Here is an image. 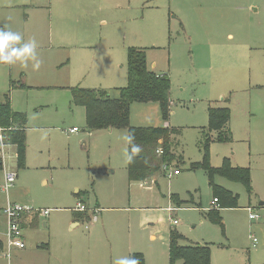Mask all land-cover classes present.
I'll return each mask as SVG.
<instances>
[{
    "label": "rangeland",
    "instance_id": "obj_1",
    "mask_svg": "<svg viewBox=\"0 0 264 264\" xmlns=\"http://www.w3.org/2000/svg\"><path fill=\"white\" fill-rule=\"evenodd\" d=\"M26 2L38 10L12 8L9 22L25 42V28L41 26L40 67L0 64V102L9 96L28 127L25 167L18 168L14 145L3 155L0 239L9 203L42 213L23 228L26 252L2 250L0 264H115L134 253L146 264H183L171 260L172 232L208 247L211 264H264V0ZM130 48L144 49L150 67L170 79L168 117L159 103L134 102L130 124L177 130L175 156L158 158L160 169L144 181L129 179L128 130H89L70 89L119 98L129 84ZM213 107L230 109L229 139L209 130ZM227 161L250 169L249 185L211 178L206 165ZM10 173L16 181L5 187ZM211 181L237 195L238 207L213 206ZM79 204L91 220L73 227Z\"/></svg>",
    "mask_w": 264,
    "mask_h": 264
},
{
    "label": "trees",
    "instance_id": "obj_2",
    "mask_svg": "<svg viewBox=\"0 0 264 264\" xmlns=\"http://www.w3.org/2000/svg\"><path fill=\"white\" fill-rule=\"evenodd\" d=\"M129 84L121 88V95L114 99L108 90L72 87V102L77 106H83L87 115V126L91 131L108 128H126L135 136L133 144L139 145L141 151L135 155L133 161L128 164V175L131 181H144L150 178L160 167L161 162H169L175 156L173 152L174 142L172 136L176 129L169 127H133L130 124V107L134 102L159 103L164 117L169 114L170 105V79L151 70L144 49L130 48L128 54ZM17 87L16 82L12 83ZM23 86V85H21ZM209 130L218 133L220 140L229 139L231 113L228 107H213L209 111ZM0 125L5 129L6 143L16 147L17 166L25 167L27 152V116L22 112L13 110L9 96L4 102H0ZM129 153L131 145H128ZM161 148L163 154H158ZM211 174H220L231 179L242 180L250 184V169L232 167L227 161L220 168L207 166ZM3 168V157L0 154V169ZM177 169H180L179 166ZM214 189V198L218 199L219 208L238 207V196L211 181ZM76 212L75 216L81 220H91L90 216L81 217ZM94 214V213H93ZM25 224L22 222V230ZM24 236V233H23ZM183 235L172 232L170 235V256L172 262L183 260V264H211L210 249L206 246L184 244ZM5 248V242L0 239V250ZM139 264H146L141 253L131 254Z\"/></svg>",
    "mask_w": 264,
    "mask_h": 264
},
{
    "label": "clouds",
    "instance_id": "obj_3",
    "mask_svg": "<svg viewBox=\"0 0 264 264\" xmlns=\"http://www.w3.org/2000/svg\"><path fill=\"white\" fill-rule=\"evenodd\" d=\"M5 28H0V64L13 66L19 63L21 67H26L28 62L32 61L33 69L38 70L40 61L37 59L38 44L35 38L25 42L19 32ZM124 139L131 145V152L125 153L127 162L131 163L134 156L140 153L141 148L133 144L135 140L133 133L129 132ZM115 264H139V262L135 258L122 257L117 259Z\"/></svg>",
    "mask_w": 264,
    "mask_h": 264
},
{
    "label": "built area",
    "instance_id": "obj_4",
    "mask_svg": "<svg viewBox=\"0 0 264 264\" xmlns=\"http://www.w3.org/2000/svg\"><path fill=\"white\" fill-rule=\"evenodd\" d=\"M70 131L76 132L78 131V129L77 127H74ZM4 132L5 129L0 125V154L2 155V157L5 153L6 146L8 145L6 143V136ZM157 152L158 154H163V150L161 148H159ZM165 169H169V166L166 165ZM180 173H181L180 169L176 168L173 170V175H178ZM15 181H16V175L14 173L7 174L5 187H8L9 185L13 184ZM217 203H218V199L214 198L213 204L217 205ZM85 209L86 207L84 206V204H79L76 210L84 211ZM3 212L7 218V225L5 231L6 239L4 241L5 248L3 249L4 255L2 256L10 257L14 249H23L26 247V242L24 241L23 230H22V222H24L23 217L26 214H31L34 212L42 213V211H34L32 208L29 207L9 203L8 206L5 207ZM48 213L49 211L47 210L43 212V214L45 215H47ZM250 219L258 220L259 216L251 212ZM172 222L173 224H178L177 220H173ZM1 251L2 250H0V256H1Z\"/></svg>",
    "mask_w": 264,
    "mask_h": 264
},
{
    "label": "crops",
    "instance_id": "obj_5",
    "mask_svg": "<svg viewBox=\"0 0 264 264\" xmlns=\"http://www.w3.org/2000/svg\"><path fill=\"white\" fill-rule=\"evenodd\" d=\"M26 1L27 0H25V1H23V0H0V28H5V26H7L5 28V30H9V29L11 30V29H13L12 24H10V22H9L11 20L10 13H8L9 10H11L12 8H16V7L22 8L23 6H26V7L29 6V10L31 9L33 12L36 11V10H38L39 6H37L35 4H29ZM30 20H31V18L28 20V22H26V25L30 22ZM35 27H37L38 29H35L34 31H28L25 28V35H26V38L28 40L29 39H32V38H35V39L40 40L41 36L43 35V30H42L41 26H35ZM229 36L231 37L233 35L232 34H229ZM41 47L42 46L40 44L39 48H41ZM149 67H150V65H149ZM150 69L154 71L155 68L152 66V67H150ZM5 100H6V98H5ZM18 112H20V111H18ZM110 129H112V128H110ZM213 201H214V199H213ZM213 201H212V205L217 207L218 206V203H217V205L216 204H213ZM76 212H79V211L76 210ZM31 214H26L23 217V221H24L23 223L24 224H27L28 221L30 223H32L33 221L36 220L37 216H33ZM3 216H4V219H6V225H7V218H6L5 214H4V212H3ZM75 218H76V216H75ZM95 220H96V217H95ZM80 221H81V219H77L76 218L75 221L73 222V227L79 225L80 224ZM5 230H6V228H5ZM152 238H155V236L153 235ZM24 241L26 242L25 236H24ZM25 250H26V247L23 248V249H14L13 252L15 251L16 253L17 252L18 253H21V252L23 253V252H26Z\"/></svg>",
    "mask_w": 264,
    "mask_h": 264
}]
</instances>
